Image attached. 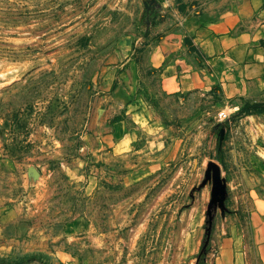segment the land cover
I'll return each instance as SVG.
<instances>
[{
	"label": "rangeland",
	"instance_id": "rangeland-1",
	"mask_svg": "<svg viewBox=\"0 0 264 264\" xmlns=\"http://www.w3.org/2000/svg\"><path fill=\"white\" fill-rule=\"evenodd\" d=\"M143 6L0 0V264H204L215 224L264 197V102L144 87L129 120L103 98L137 62ZM123 118L100 144L94 125Z\"/></svg>",
	"mask_w": 264,
	"mask_h": 264
},
{
	"label": "crops",
	"instance_id": "crops-1",
	"mask_svg": "<svg viewBox=\"0 0 264 264\" xmlns=\"http://www.w3.org/2000/svg\"><path fill=\"white\" fill-rule=\"evenodd\" d=\"M137 62L108 71V104L139 115L138 92H191L221 107L264 102V0H144ZM98 142L116 146L132 123L106 121ZM204 264H264V197L244 217L215 224Z\"/></svg>",
	"mask_w": 264,
	"mask_h": 264
},
{
	"label": "built area",
	"instance_id": "built-area-1",
	"mask_svg": "<svg viewBox=\"0 0 264 264\" xmlns=\"http://www.w3.org/2000/svg\"><path fill=\"white\" fill-rule=\"evenodd\" d=\"M218 119L221 121V122H224L225 120H227V114L223 111L219 112L218 113Z\"/></svg>",
	"mask_w": 264,
	"mask_h": 264
},
{
	"label": "water",
	"instance_id": "water-1",
	"mask_svg": "<svg viewBox=\"0 0 264 264\" xmlns=\"http://www.w3.org/2000/svg\"><path fill=\"white\" fill-rule=\"evenodd\" d=\"M224 124V123H223Z\"/></svg>",
	"mask_w": 264,
	"mask_h": 264
}]
</instances>
